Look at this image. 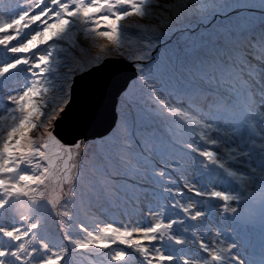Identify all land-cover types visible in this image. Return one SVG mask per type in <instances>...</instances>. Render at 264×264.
<instances>
[{
    "label": "snow or ice",
    "instance_id": "1",
    "mask_svg": "<svg viewBox=\"0 0 264 264\" xmlns=\"http://www.w3.org/2000/svg\"><path fill=\"white\" fill-rule=\"evenodd\" d=\"M175 3L176 0H38V3L37 0H29V7L36 6L32 7L27 15L36 17L35 22L29 24L23 33L18 31L12 39H0V46L7 52L19 54L11 62L0 66V77L21 65L28 66L26 71L31 77L26 86L15 94H5L7 86L0 91V96L11 105L8 109H13L19 114L15 126L9 128L5 136L0 137V264H73L72 257L77 255L91 256L93 261H98L99 264H126L129 257L134 254H138L139 257L134 260V264L154 262L159 264L160 260L171 261L174 264L175 257H165L158 250L153 256L147 247L157 240L151 233L158 232L163 225L156 224L144 232L141 229H121L111 223L98 230L89 228L77 218L79 208L75 192L73 191L66 199L59 189V195L53 198L52 193L57 191L53 186L57 185L56 180L52 179L50 174L45 175L34 167L29 157L33 148H38L42 139L47 137L48 128H51V136L59 139L54 133V122L67 108V105L62 106L59 114H53L48 118L42 126L43 138L32 135L34 128L37 127L33 119L40 114L37 106L38 85L40 78L48 73V66L52 62L51 49L49 54L41 53V46L47 48L49 45H57L55 41L58 38L65 42V37H69L74 47L68 49L75 56L77 47L85 50L84 44L82 45L80 41L87 40L90 46H95L97 58L103 57L99 64L93 66L98 67L104 60L112 58L113 52L123 53L133 44H136L139 50L142 42L147 40L143 35L148 27L144 23L146 19L151 16L153 20H157L155 15L157 12L170 14ZM188 6V2H185L183 8L186 9ZM259 11L264 12V9ZM219 15L220 13H217L212 19L215 20ZM10 31L11 29H5L4 32H0V37L8 35ZM28 33H31V36H28ZM14 41L18 43L13 44ZM148 46V43L143 44L145 48ZM155 54L156 49H153L147 56L137 55L135 62L129 63H136L137 67L141 65L147 67L146 61H151ZM227 55V60L221 57L213 61L212 71L208 73V77L219 79L217 73L223 75L237 64L241 66L246 64L249 71L241 76L242 83L246 84V76L257 75L252 69L260 67L264 70V28L257 37L249 38L246 46L234 47ZM230 88L239 91L235 82ZM70 103L71 100L68 101V104ZM203 106L204 110L221 114L232 110L230 99L219 92L205 95ZM259 150L264 154V144L260 145ZM210 151L216 152L217 158L219 157L217 149L213 147ZM196 155L204 159L207 153L201 150ZM232 163V160H228L224 167L230 168ZM189 167L194 169L196 165L189 164ZM236 173V169H231L229 178ZM240 176L246 178L240 186L248 187V181L252 177L248 173H240ZM259 179L260 195L264 199V169L261 170ZM213 197L218 203L216 209L218 216L221 213L235 216L240 211L231 203L239 202L238 195L225 192L223 195L214 193ZM80 204L83 207V199ZM207 215V211L196 208L193 219L206 218ZM220 218L223 222L224 217ZM53 220L56 223L55 231L49 228V223ZM120 233L128 237H133L137 233L141 235L136 239L124 240L121 239ZM214 235L215 240L211 244L201 239L199 247L195 248L191 255L180 258L181 264H232L233 261L235 264H245L243 258L235 251L236 244L220 239L223 234L219 230H216ZM175 242L183 243L180 239H176Z\"/></svg>",
    "mask_w": 264,
    "mask_h": 264
},
{
    "label": "rangeland",
    "instance_id": "2",
    "mask_svg": "<svg viewBox=\"0 0 264 264\" xmlns=\"http://www.w3.org/2000/svg\"><path fill=\"white\" fill-rule=\"evenodd\" d=\"M183 1H186V0H183ZM190 3H192V1ZM27 5H28V2L26 3V6ZM183 5L184 3L178 4L173 8V11L176 10V12H175V16L173 17L172 21L169 15L167 14L165 17V21L160 24L154 25V28H159L161 26L170 25L172 23L177 24L178 22L182 21L185 17L189 15V7L184 9ZM14 7H15V3L14 5H10V6L0 4V32H4L5 29H11L8 35L0 37V39L8 40L14 37L13 35L14 27L12 25V22L16 17L10 13V10H12V8ZM16 8L17 9L20 8V13H22L23 18L19 20V22L23 23V28L25 30L28 27V25L31 24L32 18H34V17H28L27 15V13L32 10V7L29 8L27 6V9L24 10L22 4L16 3ZM168 40H169L168 42H170V45L164 44V46H160L158 49L160 52L163 51L162 55H166L169 53L178 54V56L176 55L171 56L172 60L175 59L174 63H177L179 61H182V63L183 62L193 63L194 61L201 60L206 56L203 50L204 46L200 44V42H198L194 38H189L188 35H185L183 37L176 36L175 38L172 37V38H169ZM15 43H17V41L13 42V44ZM83 43L85 44L84 45L85 48H88L90 52L92 53L95 52L96 50L95 46H90L87 40L83 41ZM169 46H172L174 48L171 51H168ZM70 47H74V45L72 44V41L69 37L66 41V44L64 45H49L47 48L41 46V49H40L41 53L49 54V49H51L50 54L52 56V62L50 66H48V73L45 76L40 78V83L38 85L39 97H37L38 98L37 106L40 111L46 110L50 106L54 97L57 96L60 91L61 93H64V95L67 94V86L69 84L68 80H70V78H68V75L65 73V71L67 70V65L61 64L63 57L60 56V54L63 53L64 48H70ZM78 52H81L82 55L84 56L88 55L84 50L83 51L78 50ZM0 53H2L3 55H7L8 57L12 56V54L7 52L6 49L3 48V46H0ZM119 55L127 60L136 57V56H133V53L131 52L129 54H126L123 52V53H119ZM112 60L113 62L110 64V68L107 72V75L110 78H114L116 80H122V76L123 78L125 76H124V73L121 72L120 69L124 71L126 67L123 63H121L120 60H114V59ZM114 61H116V63ZM131 66L135 68H139L136 66L135 63H132ZM27 67L28 66L26 65H21V66H18L16 70H10L11 71L10 73L5 74L4 77H0V81L2 82L6 79H10L13 84L21 83L22 87L26 86L27 81L31 79L30 75L26 71ZM194 67L195 66L188 67V68L193 72ZM117 68L119 69L118 72H120V74L116 73ZM78 77L80 76L78 74H75L71 78L77 79ZM142 77L145 81L150 82L148 76L142 75ZM151 80H156V78L151 75ZM56 81H58L57 82L58 84L55 83ZM59 81H61V84L64 83L65 85L63 90H61L62 88L59 86L58 87L54 86V83L59 85ZM260 82H261V85H254L255 90L259 93L252 95L253 104L251 105V107L255 108V112L251 113L248 110H246L245 112H243V114L241 113L242 116H240L239 114H235L232 120L226 119V120H220L214 123L215 133H213V136H219L221 138V140L217 141L215 149L219 151L220 153L219 156H222L227 161L228 160L233 161L230 168H225L224 165L227 164V161H223L222 166L227 171L229 170L230 171L225 173V176L228 180L225 183H221V185L225 187L226 192H229L231 195L233 192V195H238L240 199L246 198V197L257 196L259 195V192L261 191V187H260L261 180L259 179V177L261 176V170L264 169V154H262L259 149H260V145L264 144V117H262V111H264L262 110V106H264V95H262L264 94V79H261ZM117 84H120V83H117ZM159 85L161 84L159 83ZM172 85L174 84H171V86ZM125 90L126 89H124L120 93V96H118V98L116 99V103L118 99L126 100L125 98H122L123 93L124 94L132 93L131 91L128 93H125L124 92ZM158 103L159 102L157 101L156 106ZM256 104L258 106H256ZM10 107H11L10 103H6L5 105H0V126H3L7 123H11V121L10 122L5 121L2 118V115H5V110H7ZM137 112L142 113V119H144L145 122H149L150 119L152 118V116L148 112L143 113L141 110L136 109L135 113ZM8 113L12 119V122L16 124L19 120V114H17L14 110H11L10 112L8 111ZM160 119H164V118L162 117ZM255 119L260 120L258 121L259 122L258 127H256L255 125L245 127V125H248L247 121H249L251 124H254ZM153 129L154 128L152 127L151 130L149 131H152ZM156 131L158 132V135H159L160 133L163 132V129L160 125H157ZM130 137L127 138V140L130 139L129 141H131V143L135 146L137 141L134 138H130ZM145 137L146 136L144 135L143 139ZM59 141L62 142L61 140ZM169 144L171 145V147L175 148L176 151H178V149H183L182 147L184 146V144L180 142V140H178L177 138L169 142ZM83 149L86 150L88 153L85 160L80 161L79 163H75V161H73L71 165L68 164L66 166V168L68 166L69 167L71 166V168H75L78 166L81 167V174H80V178L78 181V186H77V181H76L75 183L76 188H74L73 190L75 193H77V195L81 192V186L84 185L85 182H86V187H89L88 186L90 185L89 178L91 176H95L98 181V183H94L92 187H96L97 185L99 187L101 185V181L105 177V176L100 177V176L95 175V172L100 174L98 170L102 168V165H98L100 162L99 156H103V155L97 154L96 151L93 148H90L89 145H84ZM155 151L156 150H151V149L148 150L147 152L140 151V154L142 155L141 158H143V160H145L146 158L150 162L152 161L157 162L155 161L157 157H153V153H155ZM70 153L71 152H69V154ZM233 153H235V155H233ZM245 153H250V155H245ZM71 155L72 154L68 155L69 159L71 158ZM90 156H95L96 161L94 160V158H92L91 160H87ZM235 157H239V159H236ZM233 168L237 170V173H236L237 176L234 175L231 178H229V173L231 172V169ZM77 170L79 169L76 168L75 172ZM127 170H128V167H126L123 170L125 174L116 173V175L111 177L110 179L117 178L119 176L125 177ZM209 171H210L209 169L204 168L202 169L201 174L202 175L208 174ZM240 173H252L253 176L249 175L252 177V179L248 181V184H251V187L249 189L246 187L240 186L241 184H243V181L246 179V178H242L240 176ZM213 178H215V176H213ZM253 178L256 180L255 182H253L254 181ZM232 179L233 181H231ZM67 182L71 183V180L69 179V177H68ZM210 189H211L210 192H211L212 197L214 193L217 195H221V194L223 195L224 194L223 192L225 191L224 188L215 186V183H212L210 185ZM71 193H69L67 196H69ZM209 200L212 201L213 199H209ZM163 201H164V196L162 194V191H160V198L158 202L161 204ZM231 203H232V206L234 207L236 204V201H232ZM197 207L202 210L207 211L208 215L206 218L201 217L199 219L194 220L193 217L195 216V210H194L195 208H191V212H192L191 214L190 212L186 211L185 215H181L180 213L174 212V211L165 213L166 209L164 208V212L162 213V215L164 213L165 214L163 216V223L161 225H167L168 220L170 219H173L176 221H181V220L186 219L188 221L187 225H183V224L180 225V228L183 230V232L187 233L186 235L182 234V237L179 238V233L175 231L170 235L172 240H176L179 238L180 240L183 241V243L177 244L176 242L175 243L169 242L168 244H166V246H172L173 251L177 254V256L183 253V250L186 249L185 247L188 246L189 242L190 244H193L199 247L200 240L205 239L209 244H211L215 240L214 234L216 230H219L223 234L220 237V239H225L224 236L226 235V233H227V236H232V237H235L236 239L238 238L237 239L238 244H236L237 248H241V247L243 248V253L239 251L238 254L240 257L243 258V260L246 261L245 264H264V247L261 249H258L260 245H263V243L261 242L262 241L264 242V227L251 228L249 230L242 229L243 230L242 232L235 233L237 231L235 228H232L230 231V228L234 226L233 223L230 221V219L225 214L221 213L220 216L224 217L223 222H221L220 216L217 215L216 213V209L218 207L217 200L213 201L210 205L205 200L199 201L197 204ZM143 211L145 210L141 209L140 213L137 214V217L136 218L131 217L130 221L121 220L123 227H126L128 230L141 229V231L144 232L152 228L151 226H155V225H151L150 214L149 213L145 214ZM83 216L84 215L78 214L77 218L84 221ZM208 217H211V219ZM158 232L151 233V235H154V236L157 235V240L155 243L148 244L147 247H149L153 256H155V253L158 250L165 257H169V256L173 257L169 253L168 250L164 251L161 249V246L159 245L158 242L160 239L162 240V237L159 235ZM76 234L78 235V233ZM140 235L141 233H137L133 237L139 238ZM226 241L228 243H231L228 240ZM255 241H258L259 243L255 246V249L251 250L250 246L254 245ZM193 252L194 251H191L189 255H191ZM256 252H257V255H256ZM184 253L180 255L179 257H175L176 259L174 261V264H181L180 258L186 256ZM244 255H246L247 257H244ZM159 264H173V262L160 260Z\"/></svg>",
    "mask_w": 264,
    "mask_h": 264
},
{
    "label": "trees",
    "instance_id": "3",
    "mask_svg": "<svg viewBox=\"0 0 264 264\" xmlns=\"http://www.w3.org/2000/svg\"><path fill=\"white\" fill-rule=\"evenodd\" d=\"M191 1L192 3H190ZM185 2H188L189 4V15L177 24L172 23L169 26L154 28V25H156L155 23H158L160 21V18L164 13H155L158 18L157 20H153L151 16H149L144 23L148 25L147 28H151L152 30H145L143 32V35L147 37V40L152 39L153 41H159L165 38H175L176 36L183 37L185 35H188L189 38H194L195 40L200 42V44H202L206 49H226L227 53H229V49L231 48L229 47V43L232 42V38L239 35L242 37L245 36L247 38L257 37L261 32L259 26L257 25L251 26L250 24H248L245 27L241 28L238 25L240 21H237V23L235 21V15L242 11H245L248 15H263L264 12L259 10L264 9V3L260 2V0H176V3L172 5V8L178 4H182ZM217 13H220V15L217 16L215 20H213V16H215ZM257 32L259 34H257ZM144 43L150 42L144 41L140 46L143 47ZM133 48L136 49L137 46L134 45ZM154 48L155 45L153 44V47L151 48L149 53L152 52ZM142 53H145L144 49L141 50L140 54ZM111 55L114 56V54L112 53ZM90 60H92L91 63L96 62L94 58H91ZM173 60L175 61V59ZM87 65L88 63L84 64V66ZM238 70L239 69L237 67L231 69V71ZM217 76L220 77L218 80L209 78V89L212 91V94H215L217 92H221V94L224 93V96L230 99L232 106L236 103H242L241 99H250L245 95L243 89L235 91L232 94L228 93L231 90L230 85L233 84L235 80L234 77L226 76L225 79L228 80L230 84L221 85L222 81H224L222 80V78L225 76V73L223 75L217 73ZM204 77H208V74ZM169 85L171 86V84ZM141 88L143 87L141 86ZM208 93H210V91H205L202 96L204 97ZM195 95H200V91L194 89L192 99L195 98ZM147 97L149 99H153L149 103L151 105H155V102L157 100L153 96ZM200 104H203V98L201 99ZM133 106L137 109L141 107L137 104H133ZM141 111L145 112L144 109H141ZM156 114H164L168 116V119H165L167 123L164 124V126L168 129V131H172L173 134L178 133L180 136L181 131H184L187 128L182 123L176 120H172L170 118V115H174V113H172L167 107L162 104H159ZM46 122H38L35 124L37 127L34 128V131L32 133L34 137H44V129L42 126ZM47 132V137L43 142L40 143V146L38 148H33L32 155L29 157V161L34 167L38 168L41 172H45L47 170L49 161L52 158L58 157L57 161L59 163L64 161L65 159L68 160V155L70 154H72L71 158L69 159L71 160V162H73L76 158H81V154H83V152L79 150H68V147H63L60 143L54 141V138L50 135L49 128L47 129ZM185 139L187 142L192 141L188 143L191 147H193L194 151L198 149L197 138H192L190 132L186 133ZM155 145H157V143ZM69 152L71 153L69 154ZM74 263L75 261H73V264Z\"/></svg>",
    "mask_w": 264,
    "mask_h": 264
},
{
    "label": "bare ground",
    "instance_id": "4",
    "mask_svg": "<svg viewBox=\"0 0 264 264\" xmlns=\"http://www.w3.org/2000/svg\"><path fill=\"white\" fill-rule=\"evenodd\" d=\"M174 47L169 46L168 51H171ZM163 54V51L159 52L157 55H155V62L150 65L147 70H145V73L147 75H152L153 77L157 78V79H171L173 77H178L180 76V72H179V68L182 66L184 68H186L188 70V74L184 77V80L187 84H190L191 81H194L195 78L194 75H198L200 72L199 67L198 66L201 62H203L202 60H196L193 63H190L188 65H185L182 63V61H179L177 63H174V60H168L166 63L164 64H160L158 63V56L160 57ZM106 62V61H105ZM104 62V63H105ZM197 65V66H196ZM203 65V64H202ZM195 66L193 69V73H190V69L188 67H192ZM210 65H205V68L209 67ZM209 69H211L209 67ZM93 70V69H92ZM91 70V71H92ZM109 70V66H106L104 69V73L103 76L99 77V81L103 82V83H107L109 84L110 82L107 79V72ZM121 72L123 71L122 69H120ZM90 71V72H91ZM230 71H226L225 75L230 73ZM89 73V72H88ZM117 74H120V72H118ZM82 76V75H81ZM142 79H138L137 82H141ZM210 80H207L206 83H208ZM205 83V84H206ZM8 85H3L1 86L0 89L3 90L4 86H7L8 89ZM180 85H183L182 81H179L177 83V87H179ZM158 87V86H157ZM150 88H152L153 90H156V86H152L150 85ZM142 92L144 93H152L153 91L147 89L146 87H143ZM160 94L164 97H166L167 99L169 98H181V99H188L189 96L192 95V93H188L185 94L182 91L177 90L175 93L172 92H168L165 90L160 89L159 90ZM221 94V92H219ZM128 95V94H127ZM194 102H201L200 99L197 98H193L191 99ZM243 104H240V107H242ZM111 116L110 114H105V119L108 120ZM207 116H210V113H207ZM142 119V113H134V114H127L124 113L121 115V118L117 124V126L114 128V130L111 132V134L106 137L102 143H91L90 146H96L95 149L97 150H101V148L104 149V153L103 156L101 158H106L109 159L111 158L110 156H116L118 158L117 162L113 165H109L108 161H104L103 163V167L101 169L98 170V172L100 174H104V176H109V175H114L116 173H122L123 170L128 167L130 169H132V174L135 175L133 177V183L137 182L139 180L138 177H140L141 172L139 169H142L143 167H146L147 165L145 164V161H143L142 159L138 158V154L137 151L140 150L142 152H147L148 150H150V147L142 144V138L145 136V138H147V140H155L157 138L158 132L156 131V127L159 124L158 120H150L149 122H141ZM152 119V118H151ZM154 128L152 131L151 128ZM144 134H143V133ZM131 135V137H130ZM135 138L138 142L136 143L135 146H130L127 145L125 146L124 144H121V146L119 148H113V145L115 143H123L125 142V139L127 138ZM95 141L98 140V138L94 139ZM174 139L172 138V136H168L162 143L160 146V149L155 151V154H157L159 156V158H164L166 155L172 154L173 153V149L171 147V145H169V142L173 141ZM131 159H137V163H133L130 160ZM126 166V167H125ZM139 167V169H138ZM120 190H127V193L130 197V201H131V205L128 208V215L133 216L136 214L140 213V209L139 208H135L136 203H139V197L137 195L136 189L132 184L129 185H123L121 187H119ZM102 193V191H96V192H90V193H83L80 192L77 195V199L79 198L80 200L83 199L84 201V205L83 207H81V211L79 212L80 214L83 213H87V212H92V210L94 209L95 205L97 204L98 200L94 199V194L100 195ZM146 198L145 200V205H143L144 207H146L147 209L153 208L155 206V202L157 200H159L160 198V194L157 191V187L155 183H149L147 184V187H144V196ZM111 204H112V200H111ZM90 205V207H89ZM127 212V210H124V213ZM105 214H107L108 216H112L113 213L110 209V207L105 210L104 212ZM118 220H125L127 218V216L123 215V214H118L116 217ZM91 228V227H90Z\"/></svg>",
    "mask_w": 264,
    "mask_h": 264
},
{
    "label": "water",
    "instance_id": "5",
    "mask_svg": "<svg viewBox=\"0 0 264 264\" xmlns=\"http://www.w3.org/2000/svg\"><path fill=\"white\" fill-rule=\"evenodd\" d=\"M120 61L128 68L122 71L125 76L124 78L122 76V80H116L107 75L109 84L99 81L105 67L110 68L113 60H106L101 66L75 79L70 91L71 103L66 104L65 111L54 122V133L64 144L75 145L79 140L100 138L113 128L116 120V99L127 84L136 77L132 66L123 60ZM118 70L117 68L116 73ZM110 113V118L106 120L105 114ZM242 204H248L253 208L259 204L264 206V199L250 200ZM234 217L241 224H247L246 221H249L242 209Z\"/></svg>",
    "mask_w": 264,
    "mask_h": 264
}]
</instances>
